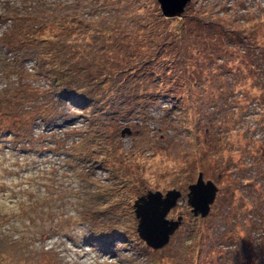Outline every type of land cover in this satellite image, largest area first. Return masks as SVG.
<instances>
[{
  "label": "rangeland",
  "instance_id": "1",
  "mask_svg": "<svg viewBox=\"0 0 264 264\" xmlns=\"http://www.w3.org/2000/svg\"><path fill=\"white\" fill-rule=\"evenodd\" d=\"M163 20L157 0H0V264H264V0ZM61 56L104 81L85 109L48 93ZM172 190L182 222L155 251L135 202Z\"/></svg>",
  "mask_w": 264,
  "mask_h": 264
},
{
  "label": "water",
  "instance_id": "2",
  "mask_svg": "<svg viewBox=\"0 0 264 264\" xmlns=\"http://www.w3.org/2000/svg\"><path fill=\"white\" fill-rule=\"evenodd\" d=\"M165 19H177L183 16L191 0H157ZM189 205L195 215L205 218L214 205L219 189L212 181L205 182L201 174L196 184L190 186ZM182 193L177 190L167 194L149 192L135 202V214L139 220L138 234L148 247L155 251L164 249L172 236L180 228L181 218L169 220L168 215L178 205Z\"/></svg>",
  "mask_w": 264,
  "mask_h": 264
},
{
  "label": "trees",
  "instance_id": "3",
  "mask_svg": "<svg viewBox=\"0 0 264 264\" xmlns=\"http://www.w3.org/2000/svg\"><path fill=\"white\" fill-rule=\"evenodd\" d=\"M170 21H174V19H165L164 18V20H163V22H170ZM199 26L201 28H204L201 24H199ZM214 29H216V28H214L213 26H207V27H205L204 31L207 30L206 31V34H207L208 30H210L212 32ZM181 33L183 34V36L186 34V32H184V31L183 32L181 31ZM8 38H9V36L7 37V39ZM206 38H208V37L206 36ZM236 38L238 40L237 34H236ZM247 39L248 38L246 36V40ZM175 42H176V40H175ZM164 46H165V44H164ZM248 46H249V43H248ZM223 47H225V46L219 45L217 47L218 49L217 48L216 49L222 50ZM240 49L242 51V52H240L242 54V56L247 57V58L249 56V52H252L251 44L249 47L245 48V50H246L245 53L243 52L242 48H240ZM256 49L259 52V46L256 47ZM213 53H217V54H214L216 57L212 56V58L214 60L221 59V58H219V57H221V54H218L219 52L211 51V54H213ZM261 54L262 53L260 52L259 56ZM45 61L47 62L49 67H50V65L54 66V67L49 68L48 66L46 67L47 64L44 65L42 63L40 65L41 70L44 71L45 75H47L46 77H48L51 80V82L53 80L52 85L54 86V88L52 89V87H51L48 93L55 90L56 92H58V94L61 96V98H63V101L71 104L74 109L80 110V109L86 108L87 99L84 98L86 96V94L83 93V90L85 87L93 86V88H96L98 85H102V83H104V81L100 82L99 81L100 76L99 75L96 76L95 74H93L92 70H90L89 68H87V67H85L83 69L79 68L80 65L77 63H82V61H80V60H78L76 63H75V60L73 62H71V60H67V62H66V60L61 56L60 58H54L52 60H50V57L45 58ZM220 61H222V60H220ZM201 67H205V64L203 63V66H201ZM256 68L260 73L264 74V58L263 57L259 58L258 67H256ZM121 74H122V72H121ZM84 75H85V77H88V78H85ZM106 77L107 76H105V78ZM58 89L60 90V92L58 91ZM91 93H92V91L88 92L87 94H91ZM59 95L58 96L56 95V96L59 97ZM258 103H260V102H258ZM261 105H263V104L261 103ZM42 109L43 108H41V107H40V109L36 108V107H32V109H31V110H33L32 114L47 115L45 112H41ZM48 116H50V114H48L47 117ZM37 118L44 119L42 116H39ZM27 121H29V120H26L25 122H23L22 125L26 126ZM17 124L21 125V123L19 121H18V123H15V126Z\"/></svg>",
  "mask_w": 264,
  "mask_h": 264
}]
</instances>
